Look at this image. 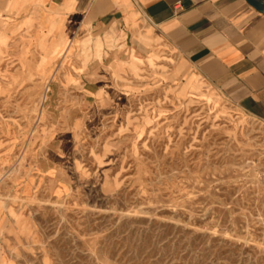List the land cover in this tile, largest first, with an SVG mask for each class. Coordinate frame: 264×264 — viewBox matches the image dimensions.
<instances>
[{"label": "rangeland", "instance_id": "obj_1", "mask_svg": "<svg viewBox=\"0 0 264 264\" xmlns=\"http://www.w3.org/2000/svg\"><path fill=\"white\" fill-rule=\"evenodd\" d=\"M135 31L61 50L45 78L35 34L8 39L0 264H264V120L191 91Z\"/></svg>", "mask_w": 264, "mask_h": 264}, {"label": "crops", "instance_id": "obj_2", "mask_svg": "<svg viewBox=\"0 0 264 264\" xmlns=\"http://www.w3.org/2000/svg\"><path fill=\"white\" fill-rule=\"evenodd\" d=\"M0 19V66L8 39L31 32L40 52L34 70L44 78L61 50L82 54L89 36L100 50L110 33L124 34L128 44L144 24L149 33L142 38L173 51L178 69L194 82L191 91L205 85L264 120V15L245 0H0ZM121 63L136 70L133 47ZM5 77L0 70V79Z\"/></svg>", "mask_w": 264, "mask_h": 264}, {"label": "water", "instance_id": "obj_3", "mask_svg": "<svg viewBox=\"0 0 264 264\" xmlns=\"http://www.w3.org/2000/svg\"><path fill=\"white\" fill-rule=\"evenodd\" d=\"M252 8L264 15V2L259 0H245Z\"/></svg>", "mask_w": 264, "mask_h": 264}]
</instances>
